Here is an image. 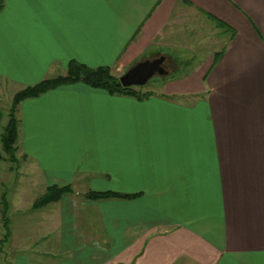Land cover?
I'll list each match as a JSON object with an SVG mask.
<instances>
[{
    "label": "crops",
    "instance_id": "0c3cea01",
    "mask_svg": "<svg viewBox=\"0 0 264 264\" xmlns=\"http://www.w3.org/2000/svg\"><path fill=\"white\" fill-rule=\"evenodd\" d=\"M193 44L205 57L143 98L77 80L20 101L5 264H264V0H0V134L71 60L120 76ZM51 184L74 191L33 207Z\"/></svg>",
    "mask_w": 264,
    "mask_h": 264
},
{
    "label": "trees",
    "instance_id": "16d2710c",
    "mask_svg": "<svg viewBox=\"0 0 264 264\" xmlns=\"http://www.w3.org/2000/svg\"><path fill=\"white\" fill-rule=\"evenodd\" d=\"M236 30L234 29V33ZM219 57L216 56V59ZM83 80L94 86H101L106 88L111 93L119 94H132L137 97L143 98L148 96L150 92L137 89L135 86H125L120 80V76L114 74L110 66L102 65L98 67H90L85 63L77 60H71L68 65L66 73L59 74L52 77H47L34 84L26 85L19 89L13 97L11 106L9 108V119L4 126V130L0 134L4 150L10 154L11 159L17 157V138H18V125L19 120L17 116V107L20 101L24 98L40 95L48 89L54 88L60 84ZM74 190L72 184H51L45 192L39 195L33 201V207H41L51 201L60 199L65 193ZM84 196L90 200L110 198V197H132L137 193H122L116 190L106 189H88ZM5 209H7V202L5 200ZM5 214V212H3ZM5 237L9 234L7 219L5 217Z\"/></svg>",
    "mask_w": 264,
    "mask_h": 264
},
{
    "label": "rangeland",
    "instance_id": "374dc122",
    "mask_svg": "<svg viewBox=\"0 0 264 264\" xmlns=\"http://www.w3.org/2000/svg\"><path fill=\"white\" fill-rule=\"evenodd\" d=\"M206 29H207L206 34L209 35L210 37H212L213 39L217 38V36L219 35V33H217V31H214L215 27L211 24H207ZM193 43H195V42H193ZM190 44H191V42H190ZM208 49H210V48H208ZM164 51L168 52L167 56H166L165 64H166V67L170 70V72L168 74H156L153 77H151L147 83H145L143 85H133V86H135L137 89H139V87H137V86H140L144 90H148V89L159 90L161 87L162 79H165L168 76H172L173 74H179L185 70H188L195 63V61L197 59H199V56L203 58V57H205V54H206L205 49L201 48V47H197L196 44L191 45V48L185 49V54L179 53L177 47H174V46L168 47V48L164 49ZM191 52H193L194 54L189 55ZM177 54H180V57H178L179 61H177ZM185 59H187L188 62L184 63L183 60H185ZM1 104L5 105V101L2 98H1ZM3 150H4L3 148L0 149V151H3ZM6 159H7V163L5 161V162H2L1 164L5 167H11V168H13L17 164H19V161H20V159H18L17 157H15L14 159H11V156L9 153H7ZM20 179H22V177H20L17 174L16 170H14V171L10 172L9 176L7 177V180L0 182V230H2L4 233V234H2L4 236L2 237V239H0V264H5V261H3L2 258L6 257V256H4L5 254L3 255L2 251L5 252V249L7 248V242L5 239L6 229L3 228L2 224L4 223L3 222L4 217L6 215H9V212L11 213V210L8 211V209H5V200H6L7 205H8V201H7L8 198L10 199V198H13L15 196L22 197L20 195V191H19L21 188V185H19ZM84 192H81V195L84 196V194H83ZM36 193H38V192H36ZM31 195L32 194L30 192V196L28 198L29 200H30ZM27 210L28 209H26V211ZM3 212H5V214H3Z\"/></svg>",
    "mask_w": 264,
    "mask_h": 264
},
{
    "label": "water",
    "instance_id": "95a60500",
    "mask_svg": "<svg viewBox=\"0 0 264 264\" xmlns=\"http://www.w3.org/2000/svg\"><path fill=\"white\" fill-rule=\"evenodd\" d=\"M165 60V54L138 60L120 75V80L125 86L143 85L156 74H168L169 69L164 65Z\"/></svg>",
    "mask_w": 264,
    "mask_h": 264
},
{
    "label": "flooded vegetation",
    "instance_id": "af4514ba",
    "mask_svg": "<svg viewBox=\"0 0 264 264\" xmlns=\"http://www.w3.org/2000/svg\"><path fill=\"white\" fill-rule=\"evenodd\" d=\"M164 65H165V67H166V64H165V62H164ZM167 68V67H166Z\"/></svg>",
    "mask_w": 264,
    "mask_h": 264
}]
</instances>
